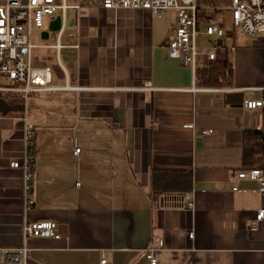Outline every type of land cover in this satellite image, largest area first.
Wrapping results in <instances>:
<instances>
[{
    "label": "crops",
    "instance_id": "crops-1",
    "mask_svg": "<svg viewBox=\"0 0 264 264\" xmlns=\"http://www.w3.org/2000/svg\"><path fill=\"white\" fill-rule=\"evenodd\" d=\"M85 1L55 36L42 32L36 68L50 69L45 88L18 92L10 103L23 109L0 113V246L18 245L25 221L53 220L61 237L29 239L28 264H99L103 256L151 264L157 238V264H264V219L255 222L264 198L256 181L236 175L244 131L264 121L263 109L244 105L264 97V46L241 45L229 31L222 41L235 50L222 49L232 84L205 87L169 56L175 9L154 17ZM147 81L153 89L142 88ZM26 122L36 155L29 209L23 173L10 166L23 157ZM167 170L190 175L193 207L172 191L153 192L154 172Z\"/></svg>",
    "mask_w": 264,
    "mask_h": 264
},
{
    "label": "built area",
    "instance_id": "built-area-1",
    "mask_svg": "<svg viewBox=\"0 0 264 264\" xmlns=\"http://www.w3.org/2000/svg\"><path fill=\"white\" fill-rule=\"evenodd\" d=\"M69 0H0V92H23L29 94L45 88L51 79L48 67L36 68L32 66V34L35 28L42 29L46 16L52 19H65L69 9H81L80 0L76 4H69ZM199 0H100L105 9H145L151 11L154 17H162L167 10L177 11L176 22L171 39L168 43L169 56L179 59L184 65L191 66L196 74L198 61L202 67L212 66L217 51L222 48L235 50V45H224L222 39L228 31L241 29L250 36L264 32V0H230L228 11L229 27L223 28L217 19L207 24L197 22V4ZM225 10V11H226ZM201 27H203L201 31ZM203 32L213 37L212 45L207 50H198L197 35ZM222 41V42H221ZM60 47V45H58ZM143 89H153L151 81H147ZM247 109H263L264 97L247 98L244 103ZM186 124L185 127H193ZM261 129V127H258ZM211 132V130H210ZM24 148L21 160L10 162V166L21 169L23 173V197L25 208L33 207V181L36 168L35 155V127L26 122L24 128ZM80 147L76 146L74 153L78 154ZM239 179H248L258 183V190L264 198V170L250 168L237 172ZM77 185H80L78 182ZM238 190V187H233ZM187 207H193V194L185 192L182 195ZM264 219V207L260 208L255 217L258 223ZM252 230L256 224L251 225ZM59 225L53 220H40L21 224V242L16 246H0V264H28L30 253L29 239L33 237L55 238L61 237ZM193 237L194 232H189ZM164 245L162 239L157 238L153 247L149 249L148 258L151 264H157L155 251ZM99 264H109L103 256Z\"/></svg>",
    "mask_w": 264,
    "mask_h": 264
},
{
    "label": "trees",
    "instance_id": "trees-1",
    "mask_svg": "<svg viewBox=\"0 0 264 264\" xmlns=\"http://www.w3.org/2000/svg\"><path fill=\"white\" fill-rule=\"evenodd\" d=\"M230 0H199L197 4V22L200 25L207 24L217 19L219 13L224 12L229 6ZM213 6V11L206 8ZM230 32L228 31L227 34ZM222 42V41H221ZM232 77V63L230 52L227 49H219L212 66L199 67L196 71V79L199 85L213 88L230 86ZM264 113V108H263ZM243 163L241 170L260 168L264 170V121L261 129H249L243 135ZM152 180V188L155 194L172 191L173 195H183L190 189V175L184 172L155 171ZM180 177L179 184L172 181ZM176 198V197H175Z\"/></svg>",
    "mask_w": 264,
    "mask_h": 264
},
{
    "label": "rangeland",
    "instance_id": "rangeland-1",
    "mask_svg": "<svg viewBox=\"0 0 264 264\" xmlns=\"http://www.w3.org/2000/svg\"><path fill=\"white\" fill-rule=\"evenodd\" d=\"M77 0H69V4H76ZM81 5L82 4H86L87 1L85 0H80ZM213 6H209L206 5V8H210L211 11H213L214 9L212 8ZM228 11H224L218 14L217 16V22L221 24V26L225 29H227L229 27V21H228ZM54 19V18H53ZM51 16H46L44 19V27L43 29H37L35 28L33 30V34H32V43L36 44V48H34L33 50V60H32V66L36 67L39 60H42L43 55H45V51L43 48H41L38 44H41L42 42H44L45 40L42 38V32H48L51 35V38L53 36H55L56 32H52L50 29V23L53 20ZM203 27H201V31H202ZM54 33V35H53ZM237 35H238V40L240 42L241 45H248L251 46L253 44H259L264 46V32L263 33H258L255 36H250L248 34H246L245 32H243L241 29L237 30ZM212 41H213V37L212 36H208L206 34H204L203 32H200L197 35V39H196V45H197V49L198 50H207L211 45H212ZM198 66L202 67L203 65L201 64L200 61H198ZM0 95L5 98L7 101L9 102H13L16 100H19L20 94L18 92H0Z\"/></svg>",
    "mask_w": 264,
    "mask_h": 264
},
{
    "label": "water",
    "instance_id": "water-1",
    "mask_svg": "<svg viewBox=\"0 0 264 264\" xmlns=\"http://www.w3.org/2000/svg\"><path fill=\"white\" fill-rule=\"evenodd\" d=\"M55 23L56 24H51L50 26V29L52 31H59L60 28H61V19L60 17H57L55 19ZM23 108L20 107V106H17V105H11L10 102H8L5 98H3L1 95H0V113L5 115L9 112H12V111H19V110H22Z\"/></svg>",
    "mask_w": 264,
    "mask_h": 264
},
{
    "label": "flooded vegetation",
    "instance_id": "flooded-vegetation-1",
    "mask_svg": "<svg viewBox=\"0 0 264 264\" xmlns=\"http://www.w3.org/2000/svg\"><path fill=\"white\" fill-rule=\"evenodd\" d=\"M11 104V103H10Z\"/></svg>",
    "mask_w": 264,
    "mask_h": 264
}]
</instances>
